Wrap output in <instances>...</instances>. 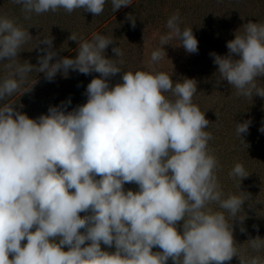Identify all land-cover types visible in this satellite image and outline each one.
Segmentation results:
<instances>
[{"label":"clouds","instance_id":"clouds-1","mask_svg":"<svg viewBox=\"0 0 264 264\" xmlns=\"http://www.w3.org/2000/svg\"><path fill=\"white\" fill-rule=\"evenodd\" d=\"M12 2L30 20L61 9L99 16L107 0ZM111 4L115 12L132 0ZM180 22L178 14L168 18L169 31L160 37L162 48L151 53L152 62L166 55L163 46L173 39L186 52H198L192 28L181 29ZM242 27L227 42V55L211 54L217 82L227 81L237 96L264 97L257 85L264 77V23ZM69 38L78 42L75 58L50 63L56 53L47 51L38 67L20 62L32 36L0 15V61H6L0 79V264H225L234 256L240 264H264V239H249L246 257L234 240L232 221L244 219L240 213L250 196L222 191L209 121L193 103L197 82L136 70L123 71L122 82L110 86L123 63L105 56L113 40L95 33L90 41L74 33ZM38 43L51 48L52 40L46 36ZM112 51L123 56L119 47ZM69 69L100 74L87 85V102L72 111L50 106L33 119L7 102L33 70L52 80ZM248 127L237 124V136ZM228 175L240 189L249 173L236 163ZM130 183L138 190H125ZM155 247L162 251L153 252Z\"/></svg>","mask_w":264,"mask_h":264},{"label":"rangeland","instance_id":"rangeland-1","mask_svg":"<svg viewBox=\"0 0 264 264\" xmlns=\"http://www.w3.org/2000/svg\"><path fill=\"white\" fill-rule=\"evenodd\" d=\"M174 14L180 17L181 29L192 28L198 40V52H186L179 45L180 41L173 39L163 46L166 55L152 62L151 53L162 48L160 37L169 31L166 22ZM0 15L16 20L32 36L23 45L18 57L20 62L28 61L38 67L40 58L47 51L56 53L50 63L63 57L75 58L78 42L69 38L71 33L78 40L83 38L89 41L95 33L113 40V44L105 50L106 57L123 60L122 64H118L121 72L109 79L110 86L122 82L123 71L165 72L174 82L194 79L197 92L193 96V103L205 112L209 121L206 131L213 137L209 141V148L219 162L217 176L222 191L225 196L239 194L240 191L250 196L240 213L244 219L241 221L238 215L232 221L233 237L239 245L240 255L246 257L249 254V239L257 236L264 239V132L260 131L264 127V97L255 95L251 99L237 96L227 81L217 82L218 66L211 55H227V42L235 38L237 31H243L244 24L249 21L264 23V0H132L130 6H122L115 12L111 0H107L99 16L82 9L71 14L61 9L55 13L33 14L30 20L24 19L20 5L12 0H0ZM46 36L52 40L51 48L38 43ZM113 47H119L123 56L115 57ZM4 63L6 61H0V79L6 75ZM99 76L96 72L85 75L69 69L67 75L60 71L52 80H48L45 73L33 70L21 89L8 97L7 102L13 103L16 110L33 119L47 114L50 106L66 105L65 110L70 112L87 102V85ZM257 85L264 87V77L257 79ZM167 95L170 96V93ZM244 122H249L248 131L238 137L237 124ZM236 163L243 164L249 173L242 179L240 189L239 180L228 175ZM124 188L138 190L135 183L125 184ZM241 228L245 231L242 232ZM24 243L26 241H22ZM101 247L106 251H115L114 246L107 248L102 244ZM158 251L162 250L153 248V252ZM259 255L264 257V250ZM167 264H173L172 260L169 259ZM225 264H240V260L234 256Z\"/></svg>","mask_w":264,"mask_h":264}]
</instances>
